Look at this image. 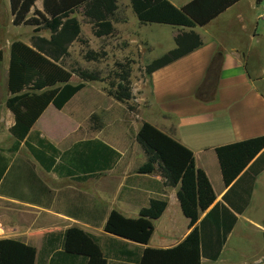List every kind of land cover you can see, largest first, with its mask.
<instances>
[{"label":"crops","instance_id":"crops-1","mask_svg":"<svg viewBox=\"0 0 264 264\" xmlns=\"http://www.w3.org/2000/svg\"><path fill=\"white\" fill-rule=\"evenodd\" d=\"M166 1L178 9L191 0ZM260 3L240 0L204 26H196L192 31L201 45L147 76L148 89L138 99V121L130 138L132 143L124 135L119 139L104 137L98 117L95 124L88 122L94 113L87 117L90 137L85 136L81 117L59 133L47 119L48 108H53L48 105L26 136L27 145L41 153L44 168L28 152L25 140L14 142L11 138L13 117L4 102L8 97L10 44L20 42L29 46L32 36L48 39L49 32L32 33L30 26H13L9 2L0 0V158L4 159L0 164H5L0 177V239L33 248L34 264H85L81 256L70 258L62 253L63 234L70 228L93 237L106 264H139L145 249L163 251L178 245L192 228L181 214L176 187L165 186L156 170L150 174L136 173L145 156L133 137L140 122H145L189 150L195 167L204 173L210 185L214 201L199 214L194 226L213 207L215 222L207 227L212 235L224 232L230 215L235 219L217 257L214 260L201 257L199 264H264V149L238 176L237 182L228 187L222 182L214 152L217 147L264 136V23H260L264 13L256 14ZM128 6L116 3L115 13L121 15V9L124 10L126 19L112 23V28L130 42L140 41L142 53L154 42L148 38L149 34L169 28L168 52L174 47L173 38L187 31L164 25H139L137 21L129 26ZM33 7L42 11L41 0H36ZM125 25L127 29H123ZM216 58L218 68L213 80L203 85ZM73 97L60 110L53 108L60 112L57 113L60 117L51 116L53 122L77 117L70 110L64 111L74 101ZM37 139L44 140L58 154L52 156L36 146ZM87 140H97L118 154L109 170L85 176L73 172L61 158L75 144ZM69 171L73 175L69 176ZM151 199L165 200L166 207L153 222L146 245L103 231L111 210L134 218ZM214 246L213 236L211 249Z\"/></svg>","mask_w":264,"mask_h":264},{"label":"trees","instance_id":"trees-1","mask_svg":"<svg viewBox=\"0 0 264 264\" xmlns=\"http://www.w3.org/2000/svg\"><path fill=\"white\" fill-rule=\"evenodd\" d=\"M35 1L8 0L13 26H30L33 28L32 33L47 30L49 38L32 36L29 46L20 42L10 44L8 97L4 106L13 117V126L9 129L11 138L14 142L25 140L28 152L45 168L46 163L41 158V153L26 143L31 126L48 105L60 110L86 83L103 81L96 71L80 68L67 71L61 65L68 57V49L72 43L85 44L80 39V24L74 14L78 12L90 25L95 37H108L114 32L112 19L117 8L115 0H42V11H38L33 7ZM238 1L240 0H191L177 9L166 0H128L130 10L139 25H164L187 30L173 38L174 47L171 50L144 67V74L149 76L197 49L201 41L192 29L204 26ZM261 1L255 0V3L259 4ZM30 10L31 16H28ZM217 68L216 58L210 64L203 85L213 80ZM72 76L76 77V83H72ZM117 97L121 100L128 99L127 91L120 84L117 85ZM96 121L97 116L91 114L89 124H95ZM133 139L145 156V161L136 169V173L150 174L156 170L165 186L176 187L181 214L188 221V227L192 228L171 249L143 250L139 264H199L201 257L214 260L235 219L230 215L228 225L223 228L224 232L212 235L207 232V227L215 222L213 207L194 226L199 214L212 204L214 196L204 173L195 167L192 153L145 122H140ZM35 144L49 151L52 156L58 154L44 140L37 139ZM263 149L264 136L215 148L223 184L226 187L233 186L238 176ZM118 157L116 152L97 140L77 143L61 156L73 172L85 176L109 170ZM0 160L4 161L2 158ZM48 162L51 165L53 159ZM4 170L5 164H0V177ZM73 172L69 171V176ZM165 207V200L151 199L147 207L140 209L134 218H126L120 212L111 210L103 231L126 241L146 245L152 234L153 222L161 216ZM213 236L215 246L211 249ZM62 253L70 258L81 256L85 264H106L97 241L75 228L64 232ZM34 256L33 248L18 241L0 239V264H34Z\"/></svg>","mask_w":264,"mask_h":264},{"label":"rangeland","instance_id":"rangeland-1","mask_svg":"<svg viewBox=\"0 0 264 264\" xmlns=\"http://www.w3.org/2000/svg\"><path fill=\"white\" fill-rule=\"evenodd\" d=\"M115 1L120 7L125 3L129 5L128 0ZM263 6L264 0L257 6L256 14L263 12ZM128 9V25L132 26L133 21L136 20L129 6ZM118 13L113 15L112 23L126 19L124 10L121 9V15ZM74 16L80 24V39L84 40L85 44L72 43L68 49V57L61 62V65L67 71L75 68L96 71L103 81L86 83L85 88L73 97L74 101L64 110L75 113L77 117L74 116L73 119L58 118L59 121L57 119L53 122L54 118L51 116L60 117L58 116L60 112L49 107L46 112L47 119H50L49 124L60 133L67 124L70 122L76 124L81 117L85 136L90 137L92 132L88 129L87 117L94 113L102 124L101 132L104 137L119 139L124 135L126 140L131 141L133 130L137 127L138 99L148 89L144 67L171 47V42L167 39L169 28L161 33L149 34L148 38L154 42L142 53L143 45L140 41L130 42L120 35L118 30L108 37H95L90 25L79 13L76 12ZM260 23L262 25L264 20H260ZM128 25H125L123 29H127ZM76 82V77L72 76V83ZM110 84L113 86L111 87ZM118 84L127 91V100L117 97Z\"/></svg>","mask_w":264,"mask_h":264},{"label":"built area","instance_id":"built-area-1","mask_svg":"<svg viewBox=\"0 0 264 264\" xmlns=\"http://www.w3.org/2000/svg\"><path fill=\"white\" fill-rule=\"evenodd\" d=\"M263 13H264V6H263Z\"/></svg>","mask_w":264,"mask_h":264}]
</instances>
